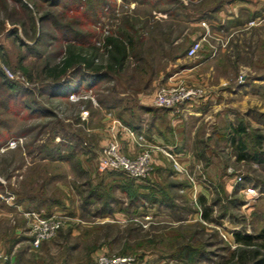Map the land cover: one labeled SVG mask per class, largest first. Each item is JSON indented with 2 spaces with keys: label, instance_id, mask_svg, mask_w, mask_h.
I'll use <instances>...</instances> for the list:
<instances>
[{
  "label": "rangeland",
  "instance_id": "1",
  "mask_svg": "<svg viewBox=\"0 0 264 264\" xmlns=\"http://www.w3.org/2000/svg\"><path fill=\"white\" fill-rule=\"evenodd\" d=\"M238 1L255 7L253 19L235 11ZM19 2L31 13L34 8V24L16 0H0V250L7 257L0 264H92L99 254L132 256L137 264H234L232 252L240 246L233 234L255 235L264 224V0H33V8L29 0ZM125 20L143 41L136 56L148 65L145 76L134 58L95 91L84 85L68 99L47 94L45 67L57 65L72 44L100 49ZM196 42L201 48L190 57ZM176 72L183 77L169 82ZM63 80L77 88L71 75ZM8 82L20 87L8 90ZM166 87L201 95L168 110L183 122L191 163L174 150L165 151L172 159L152 152V171L143 180L99 171L101 140L115 116L97 101L122 97L120 106L130 107L143 95L158 109L154 96ZM215 104L222 105L218 111ZM74 135L81 145L71 162L41 160L64 136L77 143ZM140 149L129 158L150 147ZM170 182L185 185L161 198L167 203L129 205V195L142 197ZM93 190L109 201L112 215L97 214L101 203L87 199ZM25 194L50 198L55 204L42 205L39 215L62 222L36 249L26 217L31 205L17 202ZM203 207L209 222L200 217Z\"/></svg>",
  "mask_w": 264,
  "mask_h": 264
},
{
  "label": "trees",
  "instance_id": "2",
  "mask_svg": "<svg viewBox=\"0 0 264 264\" xmlns=\"http://www.w3.org/2000/svg\"><path fill=\"white\" fill-rule=\"evenodd\" d=\"M19 1L20 0H16V2L21 5L22 9L26 13H28L27 15L30 17L29 22L34 24L33 15L35 14V12L33 6H35V3L33 2V0H29L31 3H33V5H31V7L33 8V12L31 13L27 5L22 4V2ZM37 1L46 2L47 0ZM221 8L222 7L220 6L217 7L214 12H219ZM3 10L5 9L3 8ZM38 21L41 22L42 20L38 19ZM131 23L132 22L128 23V21L125 20L122 27L118 28L114 33H109V35L104 38L100 49L92 46L86 48L87 50H85L83 47H76L75 44L68 46L63 52V56L57 65L48 69L47 67L44 68L46 74L44 76L49 81L47 82L46 86L47 94L51 96L56 95L58 97H65L66 99H68L71 93L78 92L80 88L84 87V85H86V88H88L89 90L95 91L96 86L101 82L108 81L112 76L120 75L124 71H126L128 61L134 58L138 60L139 63H141V66L138 68L139 74H143L145 76L146 68L148 65H146L142 61V58L138 59V56H136V49L138 47L137 45L142 46L143 41L138 37L139 35H137V30ZM100 52L102 53L104 58L100 57L102 56L100 55ZM150 62L152 63L153 60H150ZM65 75H71V77H74V79L78 81L77 88H75L74 90L69 89V87L67 86L68 82H64L65 80H63ZM61 80L63 81L60 82ZM51 82L59 84L58 86H56V88H54L51 86ZM8 83L12 84L8 86V90L15 87L17 89L20 87L14 82ZM148 85L149 81H146L144 87ZM123 102H125L124 98L119 97L118 99H116L113 96L112 99H110L106 103L98 100L97 104L100 109H106L109 113L114 114L116 119H118L124 127L131 130L135 135L136 132L141 131L142 129L143 114H151L152 116H155V114H157V110L168 111L166 109L155 110L152 108H145L135 102L130 107H121L120 104ZM242 131V128L237 131L234 130V134L237 135ZM73 138L77 140V143H74L72 140H67L64 136L63 141L54 147L52 146L50 150H47L44 154V158L41 160H45L46 162L51 161L55 163L71 162L73 160V156L76 155L77 145L81 143H78V141H80L78 139L79 136L74 135ZM235 142L236 141L233 140V144ZM238 144L240 143L238 142ZM88 151L92 152L91 149ZM90 152H87V154H90ZM182 185H185V183L179 185L177 183L170 182L167 185H157L156 189H148V194L142 197L127 194L129 195V205L134 206L135 208L141 207L144 209L148 206L144 202L152 201L153 206L155 204L161 206L162 204L167 203V200H162L161 198H165L170 191L178 192L182 189ZM97 193V190L91 191L87 197V199H89L88 201L101 203V207L98 208L99 211L97 212L99 216L104 217L106 215H112L114 211L109 209V201H107L103 195ZM16 195L17 197H19L18 194ZM22 196L23 198L17 200V202L22 205L23 203H25L24 201H28V203L31 205V208L28 207L29 211L31 210L30 213L37 212L39 214L40 207L42 205H45V207L49 210V207L52 206V203L55 204V202H51L50 198H43L42 195L38 194L33 196L25 194ZM198 200L199 204L201 206H204V202L202 203V201H200V198H198ZM87 203L88 202H86V204ZM202 210L203 211L200 215L201 219L203 221L209 222L211 213L209 208L203 207ZM120 211L129 214L127 209H123ZM233 242L240 247L234 253L232 252L230 260L231 262L234 261V264H264V224L259 233L255 235H247L242 232L234 233Z\"/></svg>",
  "mask_w": 264,
  "mask_h": 264
},
{
  "label": "built area",
  "instance_id": "3",
  "mask_svg": "<svg viewBox=\"0 0 264 264\" xmlns=\"http://www.w3.org/2000/svg\"><path fill=\"white\" fill-rule=\"evenodd\" d=\"M254 25V21L250 23V26ZM201 48L199 42L194 43L188 50V56H194ZM6 74L12 79L9 72ZM9 78V79H10ZM74 97V96H73ZM201 95L198 91L185 90L184 88L166 87L160 88L153 99L155 108L172 110L178 106H181L188 101L200 98ZM127 134L136 143L141 145L142 138L136 137L135 134L124 127L122 123L111 116L110 123L107 127L106 143L102 147L101 153L98 158L99 171H112L121 172L127 177L135 180H143L147 178L152 171V149L145 150L138 154L134 158H129L123 155L120 151L119 136L121 134ZM143 146V145H141ZM11 148L16 147V143L10 144ZM168 159L172 157L165 151H162ZM174 166L180 173H184L190 181L192 187L195 186L194 180L189 177L186 170L182 169L174 160ZM246 194L255 195L254 188H247ZM31 224V246L39 248V246L55 236L58 230L62 226L61 219L52 217H42L39 214L32 212L26 214ZM7 257L0 250V261L6 260ZM92 264H137L136 259L132 256H108L106 254H99Z\"/></svg>",
  "mask_w": 264,
  "mask_h": 264
},
{
  "label": "crops",
  "instance_id": "4",
  "mask_svg": "<svg viewBox=\"0 0 264 264\" xmlns=\"http://www.w3.org/2000/svg\"><path fill=\"white\" fill-rule=\"evenodd\" d=\"M233 6H235V9H237L235 11L242 9L246 10L248 15L251 14V17H249V19H253L256 15L255 12H253V10H255V7H253V5L250 6V4L247 5V3L244 4L238 1V3L234 4ZM237 15L240 16L239 12ZM182 77L183 76L181 75V73H173V75L169 78V82L179 80ZM246 90L249 91L248 89ZM139 105L145 108L153 109L152 98L150 96L142 95V97H140L139 99ZM221 106L222 105L215 104V107L217 108L216 111H218ZM142 121V129L141 131L136 132L135 136L137 138H142L141 145L143 146L139 145L127 134L123 133L119 136L120 151L123 155L127 157H133L138 153L139 150H141V147L143 148L148 146L153 150L152 152L155 153H160L162 151H176L175 157H177L178 160H180L181 162H186L188 164L191 163L193 154L190 153L189 146H186L188 142L187 138L183 137V133L185 132V130H183L182 128L184 127V125L179 116L176 117L172 113V111L164 112L163 110H157V114H155V116H152L151 114H143ZM179 134L180 136H182L181 139L176 138ZM101 142V146L103 147L106 143V137H104ZM157 162L160 161L157 160Z\"/></svg>",
  "mask_w": 264,
  "mask_h": 264
}]
</instances>
